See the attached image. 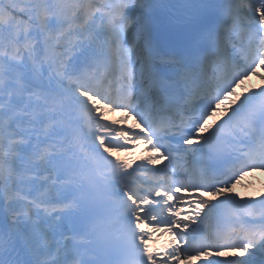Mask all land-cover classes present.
<instances>
[{"label":"bare ground","instance_id":"bare-ground-1","mask_svg":"<svg viewBox=\"0 0 264 264\" xmlns=\"http://www.w3.org/2000/svg\"><path fill=\"white\" fill-rule=\"evenodd\" d=\"M71 1V0H65ZM254 2L258 0H253ZM247 5V1L244 3ZM66 14L65 16L69 19H73L71 11L72 7L64 3ZM136 14V13H135ZM127 13V21L135 15ZM256 22L258 23L259 31H264V17L256 16ZM130 32H134L135 38L139 39L142 36V30L138 24H134L130 29ZM139 44L136 47L134 55L141 57L139 51ZM259 44L257 47H259ZM69 50V49H68ZM259 64L261 66L263 60L262 54H260V48H258ZM3 52L0 51V55ZM7 54V53H6ZM29 57L32 60V69L28 68L27 61L24 56L20 60L16 55H13L12 59L7 60L5 55L3 58L0 56V160L2 167L1 185L5 187L6 192H11V196L15 195L17 198L26 195V199L31 197L34 200H29V203L36 204V201L41 202L47 208V200L44 198L47 196V190L42 188L41 182L45 179H50L49 174L37 168V162L34 159V155L40 154L37 147H41L40 142L37 138L43 137L41 131H45L57 117L56 103L64 100V97L60 96L63 92L67 96H71L74 90L62 86L57 81V76H61L64 72L63 65L61 64L62 59L57 56L53 50H49L47 55L44 57L39 52L31 51ZM137 69L141 70L142 75L144 74V61L142 60ZM131 72V71H130ZM259 75L257 83H253L251 89L255 91L258 88H264V66L258 68L255 74ZM249 77L250 82L256 78V75ZM237 84H242L238 82ZM260 86H258V85ZM258 87V88H257ZM249 86L245 88L247 90ZM233 103V102H232ZM228 102L225 103L224 107H228ZM96 109H99L97 104H94ZM229 108V107H228ZM114 116L120 120H125L126 116L123 113L115 112ZM93 119L92 121H94ZM5 123V124H4ZM136 122L132 117L128 118V121L124 122L131 131L139 133V129H135L133 126ZM27 125L33 126L36 130L33 134H26L18 131L14 126ZM208 122L206 123V125ZM204 130L201 128L199 133ZM132 136V133L130 134ZM132 137H130V140ZM32 140L29 146H25L28 140ZM131 143H134L132 141ZM150 146L147 143L141 145V152H137V155L133 159H128L130 167L136 171L141 172L144 166L153 167L156 172L162 170L174 169L176 174H180L178 168H185L186 160L184 157L189 153L190 148L185 147L181 152L182 154L177 156L173 162L169 158L159 159L154 157L149 151ZM159 168V169H158ZM22 174H27L30 177L29 182H21L19 177ZM138 176V175H137ZM180 176V175H179ZM181 178V177H179ZM182 181H185L181 178ZM230 193L236 199H246L245 207L251 212L249 214V220L255 223L256 227L264 226V200L258 194L251 196L247 193L246 189L242 184L232 188ZM189 200H200L198 206L201 208L200 213H204L206 210V200L209 196L203 192L200 193L201 198L194 195L191 192H187ZM22 207L19 209L26 211V202L23 199L19 200ZM51 203V202H50ZM139 203V202H138ZM136 203V205H138ZM148 201H144L143 204H148ZM148 206V205H146ZM141 212V211H140ZM151 212V211H149ZM18 210L13 212V217L16 218ZM12 217V215H11ZM138 219L141 223L146 236L148 237V243H156L158 256H162L166 261L165 264H177L178 255L180 248L186 245L188 242L179 238L185 237V229L187 224L184 226V230L181 237H175L173 233L167 235L166 246L159 242L161 239V233H158L155 227L149 226L144 222V217L138 214ZM46 225L38 230L37 236H31L26 240L28 245H23L25 249L32 252V262L36 264H64L66 258L63 249L62 235L65 232H52L47 226H54L55 221L50 220L48 216L44 217ZM171 230V228H169ZM255 241L254 245L247 246V248L240 247L239 249L231 250L229 253L235 254L239 259L246 262H251L257 259L261 252H264V239L259 240L262 234L252 235ZM35 238V239H34ZM209 256L199 255L190 259L185 264H201L202 261L208 260ZM159 264H162L159 262Z\"/></svg>","mask_w":264,"mask_h":264},{"label":"rangeland","instance_id":"rangeland-1","mask_svg":"<svg viewBox=\"0 0 264 264\" xmlns=\"http://www.w3.org/2000/svg\"><path fill=\"white\" fill-rule=\"evenodd\" d=\"M261 1H263V0H261ZM251 2H253V1H251ZM254 3V2H253ZM135 8V7H134ZM135 9H138V6L135 8ZM137 11V10H136ZM262 35H263V32H262ZM136 44H135V42H134V44H133V47L135 46ZM11 46H13L12 44H10V47ZM8 49V48H7ZM8 50H10V49H8ZM16 53H21V51L20 50H17L16 51ZM244 79H246V78H242V80L241 81H243ZM257 79V78H256ZM256 79H254V80H252V82H246L245 83V81H244V85H242V86H237V87H234V88H232L231 89V91L226 95V98H228V100L229 101H233L234 103H236L238 100H240L241 99V97H242V95L244 94V93H248V92H250L252 89H251V87H252V84L253 83H257L258 81L256 80ZM258 85V84H257ZM247 86H249V88L247 89V90H245V88L247 87ZM258 86H260V85H258ZM242 87V88H241ZM213 111L211 112V115H213ZM207 122V120L204 122V123H206ZM127 152H128V155L129 156H131V155H133L135 152H134V149H128L127 150ZM259 175H260V178L258 177V178H255V177H251L249 180H247V181H242V184H243V186L244 187H247L249 184H251L252 182H254V181H256V180H260V179H264V172H260L259 173ZM225 193V192H224ZM177 202V206H176V209H179L180 210V212L177 214L178 216H184L185 218H189V217H191L192 215H195L194 217H195V220L197 219V217L199 216V212H201V210L200 209H198V207L197 206H195V204H192V203H187V202H184V200L182 199V198H178V200L176 201ZM155 216H156V218H160L159 216H160V212H158V214H155ZM176 217V216H175ZM150 223H152V221L150 220ZM149 223V225H154V224H150ZM190 225H192V223L190 224ZM158 227H160L161 228V230H163L164 231V234L166 235V231H167V229L166 228H164V226H162V223L160 224V225H158ZM157 227V228H158ZM191 227V226H190ZM161 230H159V232H162ZM180 229H176V231H174V233L176 234V235H179L180 233ZM160 242L161 243H166V241H164V239H161L160 240Z\"/></svg>","mask_w":264,"mask_h":264}]
</instances>
